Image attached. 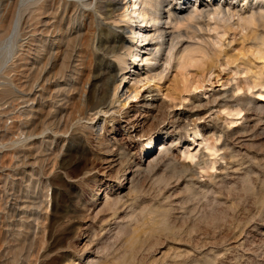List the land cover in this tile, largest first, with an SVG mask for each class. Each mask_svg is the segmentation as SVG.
Wrapping results in <instances>:
<instances>
[{
    "label": "rangeland",
    "instance_id": "1",
    "mask_svg": "<svg viewBox=\"0 0 264 264\" xmlns=\"http://www.w3.org/2000/svg\"><path fill=\"white\" fill-rule=\"evenodd\" d=\"M25 4L0 0L1 123L24 106L7 61L23 51ZM233 4L232 19L164 24L183 34L167 70L132 53L131 72L155 76L139 85L156 107L138 129L126 121L136 102L120 104L126 89L107 114L57 133L2 138L0 123V264H264V2ZM72 72L47 76L67 100L45 96L28 120L80 104L85 74Z\"/></svg>",
    "mask_w": 264,
    "mask_h": 264
},
{
    "label": "bare ground",
    "instance_id": "2",
    "mask_svg": "<svg viewBox=\"0 0 264 264\" xmlns=\"http://www.w3.org/2000/svg\"><path fill=\"white\" fill-rule=\"evenodd\" d=\"M26 2L23 51L17 60L13 57L18 50L14 51L7 61L14 71H19V74L10 77L9 83L12 90L17 92L18 98H23L24 106L15 109L17 112L9 122H0L3 127L2 138L15 139L21 136L30 138L35 133H43L48 129L55 133L64 131L74 118L96 117L108 112L115 102L113 96L125 89L127 91L122 100L124 102L119 101L122 108L130 107L133 101L136 102L134 116H126V121L135 130L138 129L151 109L156 107L152 93L139 99L141 94L139 85L143 81H153L155 76L151 74L150 69L146 72L137 69L136 73H132L131 71H135L132 69L133 65L129 63L132 53L136 50L140 53L139 56H143L142 61H148L149 64L153 61L154 64H159L163 60V67L167 70L166 66L171 64V60L176 55L179 56L177 46L181 40L178 41L177 38L183 34L176 32L175 29L168 31L164 24L170 26L173 24L177 27L186 21L196 22L207 16L220 21L232 19L236 15L234 0H26ZM175 5L178 7L174 8ZM169 6L172 7L168 8ZM162 9L167 11L165 17L162 16ZM72 32H77L74 34L75 37H71ZM154 39L159 41L153 44L151 41ZM78 53L81 64L88 67L85 72L74 65ZM70 70H73L74 74H85L84 80L80 81L81 86H76L80 104L73 107L66 116V113L61 114L62 110L50 106L51 110L40 122L28 120L34 116L35 110L43 109L40 101L42 98L45 99V96L50 99L62 97L61 101L67 100V95H62L63 93L49 92L46 82L49 74L55 77L64 76ZM99 76L104 80L100 85L97 84ZM127 80H133V83H127ZM261 98L264 100V97ZM167 150V145L160 144L157 152L148 161L154 160ZM23 152L26 154V151ZM118 160V157L106 159L108 163L106 167L112 168ZM3 197L4 194L1 193L0 206Z\"/></svg>",
    "mask_w": 264,
    "mask_h": 264
}]
</instances>
